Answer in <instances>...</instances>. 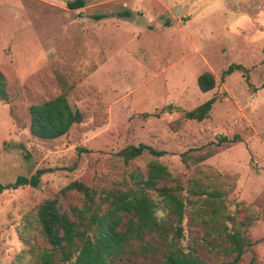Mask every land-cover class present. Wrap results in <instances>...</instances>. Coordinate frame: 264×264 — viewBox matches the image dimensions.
I'll return each instance as SVG.
<instances>
[{"label":"rangeland","instance_id":"374dc122","mask_svg":"<svg viewBox=\"0 0 264 264\" xmlns=\"http://www.w3.org/2000/svg\"><path fill=\"white\" fill-rule=\"evenodd\" d=\"M68 1L0 0V182L47 170L36 187L0 193V264L38 262L43 199L73 181L130 185L154 160L184 203L183 249L215 264L227 258L218 242L237 231L238 264H264V0ZM231 64L243 69L223 75ZM206 70L216 82L202 92ZM58 95L82 121L56 138L33 135L30 106ZM213 96L207 118L180 119ZM221 136L230 143L195 162ZM139 143L164 153L124 162L118 152ZM81 198L61 197L64 206Z\"/></svg>","mask_w":264,"mask_h":264},{"label":"trees","instance_id":"16d2710c","mask_svg":"<svg viewBox=\"0 0 264 264\" xmlns=\"http://www.w3.org/2000/svg\"><path fill=\"white\" fill-rule=\"evenodd\" d=\"M66 5L76 9L83 7L85 2L72 0ZM130 13L122 11L120 15L128 17ZM239 69H243L239 64H231L223 75ZM215 82V76L209 70L197 77L202 92L213 89ZM6 86V78L0 70V100L4 102L8 100ZM215 100L213 96L185 110L180 119L204 120ZM81 121L82 113L70 106L65 95L30 106L29 129L37 137H59L72 124ZM223 143L230 141L221 136L217 142L204 145L206 150L201 152L203 149H200L195 162L213 156ZM144 152L155 157L164 153L139 143L125 146L118 155L127 163ZM182 159L185 161L184 156ZM46 171L37 169L29 177L18 175L12 182H0V193L24 185L36 187ZM132 179L130 185L99 190L73 181L58 193L43 199L36 207V217L47 247L36 264H209L200 257L195 247L185 250L180 245L184 203L167 185V181L172 180L167 168L154 160L147 164L145 172L134 173ZM70 191L82 195L80 205L72 203L64 206L61 197ZM158 211L165 213L160 216ZM218 243L227 258L215 264H238L243 253L239 233L229 232Z\"/></svg>","mask_w":264,"mask_h":264}]
</instances>
